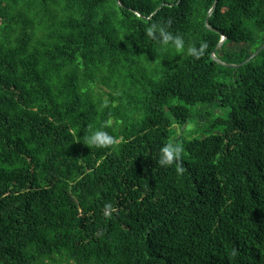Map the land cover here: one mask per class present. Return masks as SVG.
<instances>
[{
    "label": "trees",
    "instance_id": "trees-1",
    "mask_svg": "<svg viewBox=\"0 0 264 264\" xmlns=\"http://www.w3.org/2000/svg\"><path fill=\"white\" fill-rule=\"evenodd\" d=\"M214 2L0 0V264H264V47L211 56L264 0Z\"/></svg>",
    "mask_w": 264,
    "mask_h": 264
},
{
    "label": "water",
    "instance_id": "water-1",
    "mask_svg": "<svg viewBox=\"0 0 264 264\" xmlns=\"http://www.w3.org/2000/svg\"><path fill=\"white\" fill-rule=\"evenodd\" d=\"M215 5H216V0H215V2L213 3V5H212V7L210 8V10L208 11L207 16H206V18H205V24H206V27H207V28H210V29H213V28H212V26L208 23V17H209V15L213 12V9L215 8ZM160 6H161V4L158 6V8H159ZM158 8H157V9H158ZM224 39H225V36L222 35V37H221L219 43H218L217 46L214 48V51H216V50L218 49L219 45L224 41ZM263 47H264V44H263L262 46H260L257 50H255V52H253V54H251L250 57H248L247 59H245L243 62H241V63H239V64H232V63H228V62L222 61V60H220L219 58H217V57L215 56L214 53H212L211 56H212L213 59H215L218 63H220V64H222V65H224V66H227V67H238L239 65H241V64H243V63L249 61V60H250L252 57H254V56H255V55H256V54H257V53H258Z\"/></svg>",
    "mask_w": 264,
    "mask_h": 264
},
{
    "label": "rangeland",
    "instance_id": "rangeland-1",
    "mask_svg": "<svg viewBox=\"0 0 264 264\" xmlns=\"http://www.w3.org/2000/svg\"><path fill=\"white\" fill-rule=\"evenodd\" d=\"M217 113L216 114H214L213 116H220V115H222V113L224 112V110H222L221 108H217Z\"/></svg>",
    "mask_w": 264,
    "mask_h": 264
}]
</instances>
